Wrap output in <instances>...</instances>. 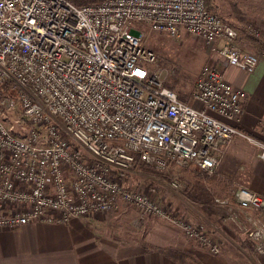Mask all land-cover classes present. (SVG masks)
I'll return each instance as SVG.
<instances>
[{
    "label": "built area",
    "instance_id": "1",
    "mask_svg": "<svg viewBox=\"0 0 264 264\" xmlns=\"http://www.w3.org/2000/svg\"><path fill=\"white\" fill-rule=\"evenodd\" d=\"M138 26L196 36L249 73L260 60L207 0H0V228L64 224L128 204L221 252L215 234L173 216L122 176L137 160L158 170L174 163L217 174L235 138L258 145L264 161V142L211 114L239 119L247 93L208 63L194 104L181 100L154 69L158 55ZM261 33L255 28V36ZM12 114L20 119L8 121ZM234 199L236 210L227 198L214 200L230 207L226 221L264 255V197L241 187Z\"/></svg>",
    "mask_w": 264,
    "mask_h": 264
},
{
    "label": "crops",
    "instance_id": "2",
    "mask_svg": "<svg viewBox=\"0 0 264 264\" xmlns=\"http://www.w3.org/2000/svg\"><path fill=\"white\" fill-rule=\"evenodd\" d=\"M251 48L260 60L250 73L226 64L218 52L213 53L215 61L212 65L224 71L234 86L244 89L247 98L239 119L229 120L217 113L211 114L264 142V40L251 45ZM259 152V146L252 142L242 138L231 140L216 177L225 181L236 178L237 182L246 184L264 197V161L259 158ZM108 216L113 217L111 214ZM107 218L102 219L97 214L74 218L64 224L32 222L15 228H0V264H186L160 251L168 248L190 252L200 264H233L229 248L246 258L241 246H228V240L220 243L219 254L208 250L214 256L190 248L186 235L172 220L165 218H152L151 225L143 227V239L123 243L115 231V219ZM145 222L149 223L148 219L143 224ZM246 261L264 264L262 257L255 260L249 256Z\"/></svg>",
    "mask_w": 264,
    "mask_h": 264
},
{
    "label": "rangeland",
    "instance_id": "3",
    "mask_svg": "<svg viewBox=\"0 0 264 264\" xmlns=\"http://www.w3.org/2000/svg\"><path fill=\"white\" fill-rule=\"evenodd\" d=\"M208 6L223 20L238 29L241 47L245 50L251 51V45L264 40V19H262L264 0H208ZM138 27L142 32L143 42L158 55L159 60L154 69L161 81L173 88L185 101L194 104L193 93L198 74L205 64H213L214 52L204 41L190 34L174 38L163 32L151 31L147 26ZM255 28L262 31L260 37L254 35ZM19 119V114L8 116V121L12 123ZM216 176L217 174L210 175L196 166L178 167L170 163L166 170H158L153 165L140 162L131 172L125 173L122 179L134 189H141L161 200L162 205L173 216H178L177 218L185 219L194 225L206 226L205 232L215 234L220 243L228 240L226 241L228 246L231 244L241 246L246 258L249 256H253L255 260L264 258V255L253 252L250 241L237 224L226 221V217L231 212L230 208L221 207L214 200L216 197L227 198L231 200V208L236 210L238 205L234 193L237 189L248 186L237 182L236 178L225 181ZM173 181L179 182L180 187H173L171 184ZM109 214L113 217L110 218ZM98 215L102 219L107 217L109 220L115 219L114 227L117 229L115 231L120 234L123 243L143 239V227L152 223L150 221L152 217L128 204H121L117 210ZM147 219L149 223L146 221L143 224ZM140 220H143L141 225H139ZM185 239L188 247L214 256L196 241L190 240L187 236ZM176 251L177 253L173 254L186 264H200L192 253ZM228 252L233 264H249L246 258L237 254L235 250L229 248Z\"/></svg>",
    "mask_w": 264,
    "mask_h": 264
},
{
    "label": "trees",
    "instance_id": "4",
    "mask_svg": "<svg viewBox=\"0 0 264 264\" xmlns=\"http://www.w3.org/2000/svg\"><path fill=\"white\" fill-rule=\"evenodd\" d=\"M75 4L77 5H87V4H95V3H98L102 0H72ZM208 1V0H207ZM167 86V85H166ZM168 88L174 90L173 88L167 86ZM175 91V90H174ZM178 97L185 101V99L182 98V96H179ZM187 102V101H186ZM140 163L139 160H137V164ZM160 251H162L165 255L171 257V258H175L176 260H179L178 257L176 255H174L173 253H177V251L175 249H172V248H168V249H161Z\"/></svg>",
    "mask_w": 264,
    "mask_h": 264
}]
</instances>
